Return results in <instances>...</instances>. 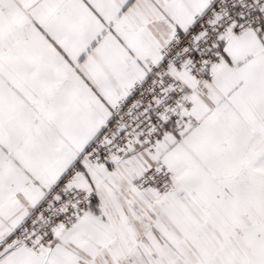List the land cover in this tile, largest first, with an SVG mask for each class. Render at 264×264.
<instances>
[{
    "label": "snow or ice",
    "instance_id": "snow-or-ice-1",
    "mask_svg": "<svg viewBox=\"0 0 264 264\" xmlns=\"http://www.w3.org/2000/svg\"><path fill=\"white\" fill-rule=\"evenodd\" d=\"M0 264H264V0H0Z\"/></svg>",
    "mask_w": 264,
    "mask_h": 264
}]
</instances>
